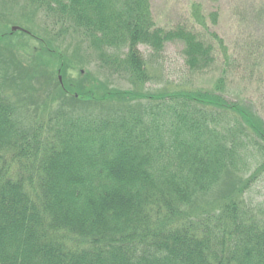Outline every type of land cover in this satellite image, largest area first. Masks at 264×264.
Here are the masks:
<instances>
[{"label":"trees","instance_id":"trees-1","mask_svg":"<svg viewBox=\"0 0 264 264\" xmlns=\"http://www.w3.org/2000/svg\"><path fill=\"white\" fill-rule=\"evenodd\" d=\"M23 2L28 13H0L26 27L0 31V264H264V219L239 198L249 149L264 173L263 122L222 81L147 90L156 77L138 50L179 42L188 70L208 73L222 40L156 27L151 0ZM30 14L53 21L37 29ZM67 34L99 54L105 81L83 60L69 77ZM121 75L130 90L109 87ZM19 104L42 114L26 126Z\"/></svg>","mask_w":264,"mask_h":264},{"label":"rangeland","instance_id":"rangeland-1","mask_svg":"<svg viewBox=\"0 0 264 264\" xmlns=\"http://www.w3.org/2000/svg\"><path fill=\"white\" fill-rule=\"evenodd\" d=\"M150 6L156 27L166 31L181 27L196 33L201 39L208 40L212 44L214 42L210 35L216 34L222 40L226 54L223 55L218 45H215V67L213 66V70L208 73H200L189 71L185 66L183 45L179 42L167 43L159 57L153 56L152 51L147 47L140 46L138 50L148 63V73L154 74L156 77L153 83L146 86V89L149 91L160 88L170 91H173L172 88L213 90L217 82L222 81L223 86L220 90L225 91L226 100L231 103L247 105L264 124V0H151ZM195 7L199 10L201 21H198L194 16ZM24 8L23 0H2V2L0 0L1 14L7 12L28 13V10H24ZM213 14H215L214 21L211 18ZM29 17L37 29L42 27L44 22L50 24L53 21L51 18L47 21L42 14H30ZM24 25V21L8 25L0 23V31L17 27L20 30L15 32L11 30L12 33L17 34L18 31H21L22 26L26 28ZM48 28L52 29V33H58V28L54 29L51 25ZM71 37V34H67L65 42L63 40L59 42V44H63L62 48L68 49L67 56L76 61L75 69L73 72H69V77L73 80L79 76L78 68L81 67L78 63L83 60L85 73L88 72L98 80L100 78L105 81L106 73L99 68L101 64L99 54L88 43L76 48L77 38ZM23 44L25 47L27 46L26 55L28 56L31 55V48H28V45L30 47L37 46L32 39H28L26 36L23 38ZM108 53H111V50H108ZM225 55L227 60L224 59ZM29 63L30 61H21V67L24 68ZM125 78L124 75L113 78L109 87L130 90V85ZM61 79L59 74V80L61 81ZM4 93L13 94L12 90L8 89ZM35 95L38 97V94L34 93V99ZM21 106L19 104V119L26 126H31L37 121L43 111L40 108L39 111L20 109ZM56 106L57 104L48 107L47 110L52 111ZM253 138L255 139V136ZM259 162L260 158L256 151L252 148L249 149L247 153L249 167H247L245 175L242 174L244 175L242 181L247 187L239 198L243 201L245 210L248 211L252 208L259 218L264 219V173H255ZM223 184L225 189L230 186V183ZM216 197L217 195L213 194L202 203L209 204Z\"/></svg>","mask_w":264,"mask_h":264},{"label":"water","instance_id":"water-1","mask_svg":"<svg viewBox=\"0 0 264 264\" xmlns=\"http://www.w3.org/2000/svg\"><path fill=\"white\" fill-rule=\"evenodd\" d=\"M11 30H12V32H15V31L20 30V29L17 27H13Z\"/></svg>","mask_w":264,"mask_h":264}]
</instances>
